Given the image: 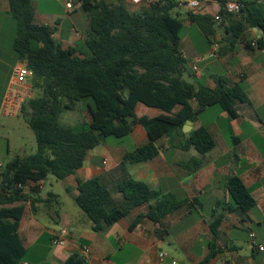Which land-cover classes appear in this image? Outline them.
<instances>
[{
	"label": "trees",
	"instance_id": "1",
	"mask_svg": "<svg viewBox=\"0 0 264 264\" xmlns=\"http://www.w3.org/2000/svg\"><path fill=\"white\" fill-rule=\"evenodd\" d=\"M9 15L15 25L12 49L19 62L32 72L31 88L41 92L28 98L20 114L35 136L36 151L16 156L0 168V264H32L28 261L19 235V222L28 205L36 213L37 205L50 209L57 196L48 193L40 197L39 183L48 176L64 181L82 168L88 153L104 143L108 137H128L140 125L149 141L122 158V165L147 162L158 154L155 142L167 138L174 149L194 148L199 155L209 153L215 141L205 127L192 130L186 137L182 128L206 109L218 107L237 118L235 102L248 103L245 87L228 86L223 78L209 88L185 79L190 77L188 60L180 49L183 24H195L205 37L214 35L213 16L176 10V0H164L131 11L125 0H74L87 16L86 50L64 49L53 39L48 26L36 25L31 0H7ZM219 3L220 21H230L227 31L240 38L247 27H257L264 35V14L255 7H245L242 21L232 20L234 13ZM250 7V6H249ZM238 14V13H237ZM91 99L87 107L89 122L66 127L59 123L63 111H73L77 103ZM143 104L162 112L157 117H137L136 107ZM178 108L177 111L175 109ZM201 165L200 158H191L181 166L189 173ZM231 206L247 213L256 207L250 191L237 176L225 179ZM68 192V189L66 188ZM74 204L92 222L94 232H103L133 209L147 204L144 215L130 224L133 231L143 218L155 224L192 202L178 200L170 193L154 191L129 177L116 187L124 204L113 206L111 191L99 178L76 180ZM230 205L217 202L210 213L209 228L213 241L217 239L223 213L232 212ZM215 252L199 263L208 264ZM64 264H86L77 254Z\"/></svg>",
	"mask_w": 264,
	"mask_h": 264
},
{
	"label": "crops",
	"instance_id": "2",
	"mask_svg": "<svg viewBox=\"0 0 264 264\" xmlns=\"http://www.w3.org/2000/svg\"><path fill=\"white\" fill-rule=\"evenodd\" d=\"M31 4L34 23L48 26L53 31V39L64 49L86 50L88 19L86 16L87 29L83 32L82 20L77 16L79 5L69 10L61 7L40 11L32 1ZM244 4L264 14V0H244ZM219 7L217 0H200L198 12L214 16ZM0 13L9 15L7 0H0ZM244 16L245 11L233 14L232 20L240 22ZM186 23L191 29L193 23ZM229 27L228 20L216 22L214 35L205 37L201 33L203 37L180 39L181 52L191 71L189 79L209 88L216 86L215 80L219 77L225 79L228 86L241 83L249 98L248 103L235 102L237 118L232 121H228L226 112L211 107L192 123L191 131L205 127L215 141L209 153L201 156L194 148L174 149L167 138L162 137L155 142L158 154L152 160L122 165L126 153L149 141L144 129L136 125L126 137L127 143L106 146L98 154L94 153L95 149L91 150L82 168L63 181L72 200L77 195V179L97 177L111 191L113 206L123 205L116 187L123 178L129 177L151 190L170 193L178 200L188 199L192 204L165 216L159 224L143 218L130 231L132 221L147 212L145 204L103 232H94L92 222L78 207L66 206L52 212L39 204L33 213L27 205L19 222L18 235L30 263L64 264L77 254L86 264H199L212 248L215 255L208 264H264V35L257 27H247L244 34L235 39L227 31ZM1 30L0 26V114L6 116L2 106L17 59L12 49L14 36L3 37ZM199 57H205V61L196 62ZM160 114L161 111L143 104L136 107L137 117L153 118ZM86 117L89 122L88 112ZM194 157L201 159V165L189 173L181 164ZM2 166L0 163V168ZM230 176H237L250 191L256 201L251 211L242 213L231 206L225 188V179ZM39 187L41 191L42 182ZM217 202L230 205L233 211L223 213L217 239L211 247L210 213ZM60 231L67 234L62 237V244L54 245L53 236ZM250 233L254 234L253 239L249 238ZM238 240L245 244H235ZM85 249H89L87 254ZM160 253L165 254L164 261H160Z\"/></svg>",
	"mask_w": 264,
	"mask_h": 264
},
{
	"label": "rangeland",
	"instance_id": "3",
	"mask_svg": "<svg viewBox=\"0 0 264 264\" xmlns=\"http://www.w3.org/2000/svg\"><path fill=\"white\" fill-rule=\"evenodd\" d=\"M35 6H37L40 11H51L55 8L61 9L63 3L69 0H31ZM125 6L131 10V6L128 0H125ZM74 6V0H73ZM78 8V4L75 5ZM200 8L198 9V11ZM181 14L185 12L183 10H175ZM77 16L82 20V30L83 32L87 29V19L86 15L80 10H77ZM0 26L2 28L1 32L3 37H9V35L14 36L15 25L10 15H5L0 13ZM199 35L203 37L196 25H192V28H188V24L184 22L183 28L180 32V37L184 38L187 36L193 37ZM185 79L192 83L195 80L189 79L185 76ZM28 84L33 87L32 79H28ZM41 92L31 89V96L36 97ZM92 104L91 99H84L77 103V106L73 111H63L59 118V123L66 127L75 126L77 124L87 122V107ZM127 138L116 139L114 137H108L105 139L104 143L95 148V154L103 151L106 146H117L122 142L127 143ZM2 147V148H1ZM36 151V141L33 132L26 125L21 114L17 113L13 116H3L0 114V163L6 164L8 161L12 160L16 156H26L32 154ZM2 152V153H1ZM43 187L40 191V196H47L48 193H53L57 196L56 202H52L49 206L52 212H56L66 206H71L74 209H78L74 204L70 193L66 192V184L63 181L56 180L52 176H48L43 182ZM42 209L48 210V207L41 205ZM242 235V234H241ZM235 244H245L242 240L234 241Z\"/></svg>",
	"mask_w": 264,
	"mask_h": 264
},
{
	"label": "built area",
	"instance_id": "4",
	"mask_svg": "<svg viewBox=\"0 0 264 264\" xmlns=\"http://www.w3.org/2000/svg\"><path fill=\"white\" fill-rule=\"evenodd\" d=\"M164 0H129L131 11H136L141 7L149 6L152 4H162ZM65 9L69 10L73 7V0L65 1L63 3ZM200 7V0H176V9L191 11L197 13ZM245 7L244 0H225L224 9L229 13H240ZM214 19L216 22L220 21V16L215 14ZM212 57V55H209ZM205 61V57H199L196 62L200 63ZM198 70L195 69V73ZM32 72L27 68L26 64L17 61L11 69V75L7 84V91L2 106V112L6 116H13L17 113L20 114L23 103L31 97V86L28 84V79L31 78ZM30 86V91L29 87ZM66 231H60L53 236V244L60 245L63 243L62 237L66 235ZM254 234L250 233L249 238L253 239ZM259 251H263L262 247H258ZM89 249H85L84 253H88ZM160 261H164L165 254H159ZM171 264H177L172 262Z\"/></svg>",
	"mask_w": 264,
	"mask_h": 264
},
{
	"label": "water",
	"instance_id": "5",
	"mask_svg": "<svg viewBox=\"0 0 264 264\" xmlns=\"http://www.w3.org/2000/svg\"><path fill=\"white\" fill-rule=\"evenodd\" d=\"M191 126H192V123L190 121H187L182 128V132L185 134L186 137L189 135L191 131Z\"/></svg>",
	"mask_w": 264,
	"mask_h": 264
}]
</instances>
